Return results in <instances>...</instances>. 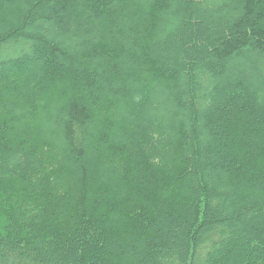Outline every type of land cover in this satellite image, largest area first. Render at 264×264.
<instances>
[{
    "label": "trees",
    "instance_id": "obj_1",
    "mask_svg": "<svg viewBox=\"0 0 264 264\" xmlns=\"http://www.w3.org/2000/svg\"><path fill=\"white\" fill-rule=\"evenodd\" d=\"M0 264H264V0H0Z\"/></svg>",
    "mask_w": 264,
    "mask_h": 264
}]
</instances>
